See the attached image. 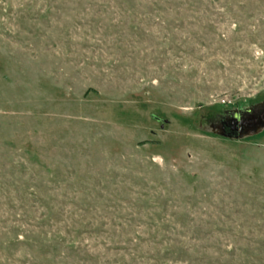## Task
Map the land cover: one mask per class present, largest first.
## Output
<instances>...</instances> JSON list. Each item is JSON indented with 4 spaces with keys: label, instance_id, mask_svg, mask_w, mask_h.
Returning a JSON list of instances; mask_svg holds the SVG:
<instances>
[{
    "label": "rangeland",
    "instance_id": "374dc122",
    "mask_svg": "<svg viewBox=\"0 0 264 264\" xmlns=\"http://www.w3.org/2000/svg\"><path fill=\"white\" fill-rule=\"evenodd\" d=\"M263 114L264 0H0V264H264Z\"/></svg>",
    "mask_w": 264,
    "mask_h": 264
},
{
    "label": "flooded vegetation",
    "instance_id": "af4514ba",
    "mask_svg": "<svg viewBox=\"0 0 264 264\" xmlns=\"http://www.w3.org/2000/svg\"><path fill=\"white\" fill-rule=\"evenodd\" d=\"M223 127L226 134L230 135L234 132H241L243 129L242 126H239V123L237 124V122H232L231 124L226 123Z\"/></svg>",
    "mask_w": 264,
    "mask_h": 264
},
{
    "label": "water",
    "instance_id": "95a60500",
    "mask_svg": "<svg viewBox=\"0 0 264 264\" xmlns=\"http://www.w3.org/2000/svg\"><path fill=\"white\" fill-rule=\"evenodd\" d=\"M155 118H157V119H159L158 117H156V116H154ZM264 119V114L263 115H261L259 118H257V119H253V120H251V121H248V122H241V126H244V125H253V124H258V123H260V121L261 120H263Z\"/></svg>",
    "mask_w": 264,
    "mask_h": 264
}]
</instances>
